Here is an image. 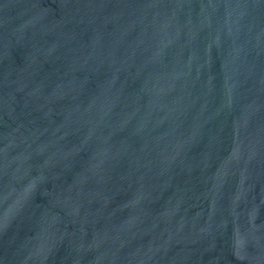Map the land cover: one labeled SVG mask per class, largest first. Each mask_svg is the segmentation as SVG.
Returning a JSON list of instances; mask_svg holds the SVG:
<instances>
[{"label":"water","instance_id":"95a60500","mask_svg":"<svg viewBox=\"0 0 264 264\" xmlns=\"http://www.w3.org/2000/svg\"><path fill=\"white\" fill-rule=\"evenodd\" d=\"M0 264H264V0H0Z\"/></svg>","mask_w":264,"mask_h":264}]
</instances>
